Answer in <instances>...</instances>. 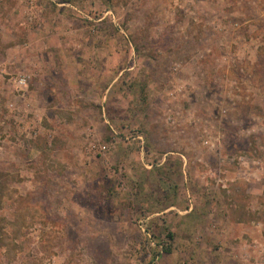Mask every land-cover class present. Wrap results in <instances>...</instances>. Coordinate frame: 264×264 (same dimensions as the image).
Wrapping results in <instances>:
<instances>
[{
	"label": "rangeland",
	"instance_id": "374dc122",
	"mask_svg": "<svg viewBox=\"0 0 264 264\" xmlns=\"http://www.w3.org/2000/svg\"><path fill=\"white\" fill-rule=\"evenodd\" d=\"M0 264H264V0H0Z\"/></svg>",
	"mask_w": 264,
	"mask_h": 264
},
{
	"label": "crops",
	"instance_id": "0c3cea01",
	"mask_svg": "<svg viewBox=\"0 0 264 264\" xmlns=\"http://www.w3.org/2000/svg\"><path fill=\"white\" fill-rule=\"evenodd\" d=\"M100 38H102V39H99L98 40V42H103V40H104V37H102V36H100ZM91 39V37L90 36H88V37H86V39L85 40H90ZM99 50H97V51H93V53H92V55H94V57L93 58H95V59H97V67L99 66L100 68H101V71H100V74L103 72L104 74L107 72V70L105 69L107 66L106 65H104V63L102 62V57H106V56H109V57H113V56H110V54L111 53H109L110 51H106V45L105 44H103V46H100L99 48H98ZM115 52V51H114ZM113 52V53H114ZM112 53V54H113ZM135 53V52H134ZM116 54H117V52H116ZM75 63H78V64H80L81 62H80V60L79 59H75ZM79 66V65H78ZM96 67V68H97ZM134 68V66H132L131 67V69H133ZM97 69H99V68H97ZM82 70V69H81ZM120 74H122V70H120V72H119V75ZM76 76V77H75ZM88 75H84L83 74V76L82 75H80L79 73H78V71L76 70V72H74V75H73V77H74V79L75 80H77V81H80L81 82V80L83 79L84 81L86 80L87 82V84L86 85H89V88H91V84L89 83V82H93V78H91V77H87ZM117 79H118V76H115L114 78H113V80H112V84L114 83V82H116L117 81ZM111 84V85H112ZM109 88H106V87H103L102 88V94H99V97H100V95L102 96V101H104L105 100V98H106V96L108 95V90ZM193 210L190 208V209H186L185 211H184V213H182V214H184V216H186L187 214H190V212H192ZM222 214H223V212H221ZM218 217H219V221L221 222V218H220V216L218 215ZM217 217V218H218ZM230 222V221H229ZM221 224H223L221 227V229L223 230V233L225 232L226 234L228 233V231L230 230V228H231V224L232 223H228V222H225V223H222L221 222ZM227 243H228V241H227Z\"/></svg>",
	"mask_w": 264,
	"mask_h": 264
},
{
	"label": "built area",
	"instance_id": "2783aa9c",
	"mask_svg": "<svg viewBox=\"0 0 264 264\" xmlns=\"http://www.w3.org/2000/svg\"><path fill=\"white\" fill-rule=\"evenodd\" d=\"M27 82V78L26 77H22L20 80H19V84H26ZM245 157H240V160H243Z\"/></svg>",
	"mask_w": 264,
	"mask_h": 264
},
{
	"label": "trees",
	"instance_id": "16d2710c",
	"mask_svg": "<svg viewBox=\"0 0 264 264\" xmlns=\"http://www.w3.org/2000/svg\"><path fill=\"white\" fill-rule=\"evenodd\" d=\"M170 236L172 237L173 235H172V234H170ZM166 252H170V249H166Z\"/></svg>",
	"mask_w": 264,
	"mask_h": 264
}]
</instances>
